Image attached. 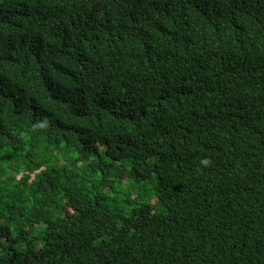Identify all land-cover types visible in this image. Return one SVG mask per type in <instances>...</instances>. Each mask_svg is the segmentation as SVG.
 Wrapping results in <instances>:
<instances>
[{"label": "trees", "instance_id": "trees-1", "mask_svg": "<svg viewBox=\"0 0 264 264\" xmlns=\"http://www.w3.org/2000/svg\"><path fill=\"white\" fill-rule=\"evenodd\" d=\"M0 264H264V0H0Z\"/></svg>", "mask_w": 264, "mask_h": 264}, {"label": "rangeland", "instance_id": "rangeland-1", "mask_svg": "<svg viewBox=\"0 0 264 264\" xmlns=\"http://www.w3.org/2000/svg\"><path fill=\"white\" fill-rule=\"evenodd\" d=\"M129 186V187H128ZM127 188H129L130 190H131V186H130V183H127V186H125V185H123V187H122V189H123V193H128L129 192V190L127 189ZM122 193V194H123ZM120 194L119 195V198L121 199V198H124V195L125 194Z\"/></svg>", "mask_w": 264, "mask_h": 264}]
</instances>
